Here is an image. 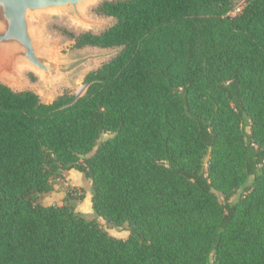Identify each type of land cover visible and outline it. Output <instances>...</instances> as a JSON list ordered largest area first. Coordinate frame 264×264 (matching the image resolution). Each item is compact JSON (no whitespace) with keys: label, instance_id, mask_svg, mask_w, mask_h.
<instances>
[{"label":"trees","instance_id":"16d2710c","mask_svg":"<svg viewBox=\"0 0 264 264\" xmlns=\"http://www.w3.org/2000/svg\"><path fill=\"white\" fill-rule=\"evenodd\" d=\"M237 1L104 0L83 94L0 82V264H264V0ZM70 169L92 218L38 202Z\"/></svg>","mask_w":264,"mask_h":264},{"label":"water","instance_id":"95a60500","mask_svg":"<svg viewBox=\"0 0 264 264\" xmlns=\"http://www.w3.org/2000/svg\"><path fill=\"white\" fill-rule=\"evenodd\" d=\"M102 1L0 0V82L14 87L24 85L22 70L28 68L39 78L34 88L37 92L32 91L45 98L48 92L100 58L96 53H77L72 56L55 53L42 39L35 22L43 13L64 16L84 28L80 33L92 32L89 28L98 22L92 19L86 8L90 5L96 8ZM93 13L98 15L95 11Z\"/></svg>","mask_w":264,"mask_h":264},{"label":"rangeland","instance_id":"374dc122","mask_svg":"<svg viewBox=\"0 0 264 264\" xmlns=\"http://www.w3.org/2000/svg\"><path fill=\"white\" fill-rule=\"evenodd\" d=\"M245 0H238L236 3L235 11L232 13L238 12L243 6ZM94 6L90 5L87 7V13L92 17L93 20L97 21L98 24L92 28H89L90 31L94 33H99L103 29L107 28L114 21L113 18L107 16H99L93 13ZM93 9V11H92ZM38 27L39 33L42 39L51 46V50L61 56H72L74 54L80 53H96L101 57L96 59L84 70H80L75 73L68 81H65L63 84L55 87L54 90L48 92L47 97L42 98L39 93L41 100L44 102H50L51 99L55 98L57 95L63 93L64 91L71 92L75 95H81L85 91V85L82 80L84 75L90 71L99 67L103 62L110 59L115 52L116 48H97V47H83L81 49H74L72 47L73 37L79 34L84 28L77 26L71 22L67 17L64 16H54L43 13L40 15L39 19L35 22ZM22 78L24 80V85L14 87L10 85V88L13 90H24L30 89L35 90L36 84H38V76L30 71L28 68L22 70ZM37 92V91H36ZM107 135H103L102 139L106 138ZM101 139V140H102ZM62 172L61 177L53 176L50 180L52 184V190L48 193H43L39 196L38 202L42 205H60L66 201V192L71 188H82L84 197L79 201H74V207L76 210L87 214L92 218L93 213L91 209V193H90V184L89 181L82 175L80 176H70V173H67V176ZM76 192V191H74ZM78 193V192H77ZM219 199L222 201V198L219 196ZM234 199V197H233ZM103 228L112 236L116 238H126L128 232L119 228H115L111 225L103 224Z\"/></svg>","mask_w":264,"mask_h":264},{"label":"crops","instance_id":"0c3cea01","mask_svg":"<svg viewBox=\"0 0 264 264\" xmlns=\"http://www.w3.org/2000/svg\"><path fill=\"white\" fill-rule=\"evenodd\" d=\"M67 173H70V175H68V177H70V176H80V175H82V173H80V172H78V171H76V170H74V169L66 170V171L64 172V175L67 176Z\"/></svg>","mask_w":264,"mask_h":264}]
</instances>
